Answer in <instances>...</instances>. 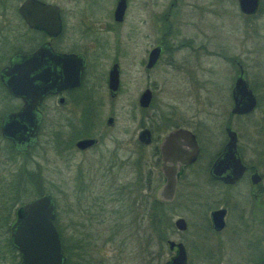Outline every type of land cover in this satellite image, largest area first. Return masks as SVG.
Wrapping results in <instances>:
<instances>
[{
  "label": "flooded vegetation",
  "instance_id": "1",
  "mask_svg": "<svg viewBox=\"0 0 264 264\" xmlns=\"http://www.w3.org/2000/svg\"><path fill=\"white\" fill-rule=\"evenodd\" d=\"M141 2L140 12H135L139 16H133L131 8L138 4L137 0H0V100H13L15 104L11 109L3 107L0 135L3 137L1 125L6 114L20 110L25 105V97H29L24 92L12 94L6 87L1 75L3 68L11 62L17 65V73L27 70L29 76L46 77L50 87L37 105V136L21 140L23 145L20 147H16L9 139L19 153H24L39 140L47 104L52 109L63 110L65 125L75 126V132L84 122L89 121L88 116L94 109L113 107L124 89V70L127 65L134 68L130 71L134 81L138 73L144 77L156 69L164 61V57L175 63L189 61L191 65L187 73L190 74L192 90L212 96L214 93H221L223 87L218 83V76L212 74L211 78L203 79L198 73V69L204 67L197 64V61L208 54L215 55L222 65L229 68L226 89L228 97L223 95L220 100L221 117L216 123H212L208 117L198 119L196 113V119L186 123L175 103H168L172 106V111L162 112L158 120L142 115L136 125H132L133 114L129 117L130 123L119 125L112 112L102 119V110L98 119H93L90 123V130L72 137L64 135L67 165L72 163L70 155L80 153L77 178L82 183V188L79 187L77 192L78 199L83 198L91 188L90 173L94 172L97 182L93 202L99 207L101 214L105 210L104 206H113L118 202L126 204L123 206H127V212L135 203L149 205L153 198L161 202H173L178 196L180 186L187 184L191 188L194 184L192 192L196 202L192 201L193 204H206L213 196V191L219 189L222 204L210 209L208 214L209 226L214 232L220 233L230 227L241 231L245 226L249 236L264 237V59L255 55L249 61L250 55L246 52L256 49L247 47L245 43L249 36L248 30L256 32L255 22L242 24L239 53L229 55L222 47L217 51H209L212 32L209 31L206 18L212 12L211 1L205 3L206 14L199 20L198 14L193 11L202 6L197 0ZM260 6L261 0L256 11H240L245 19L253 18L257 16ZM7 45H10L9 49H6ZM157 46L160 47L159 55L153 64H149L150 53ZM185 47L190 52L179 54ZM3 51L4 59L1 58ZM113 69L118 74V86L115 90L110 87ZM74 75L77 76L76 79L73 78ZM239 77L245 80L246 89L251 91L254 99V104L249 109L242 110L249 104L251 96L241 86L236 87ZM35 82L42 81L38 79ZM19 85L17 88L20 90V79ZM216 86L217 92L214 90ZM146 89H150L151 99L144 106L141 95ZM152 99L153 90L146 85L136 98L122 104L132 110L137 106L144 110L150 106ZM206 101L199 97L196 108L200 111L207 110L203 108L204 104L207 105ZM24 119L20 120L29 123ZM118 126H121L127 137L114 134ZM177 128L190 130L195 135L198 149L192 161L176 163V189L173 198L167 200L157 196L158 188L165 182L162 166L168 156L175 160L176 150L181 145L189 147L184 136L167 144V134ZM212 129L216 132L210 133ZM144 131L146 133L141 134ZM76 135L78 136L75 137ZM233 136L235 144L231 148L230 141ZM85 137L93 138L94 141L80 147L77 141ZM122 140H125V145ZM230 148L243 164L241 170L233 159L224 158ZM92 159L96 161L94 165H84L87 160L93 162ZM220 159L222 160L219 161ZM166 164L172 163L167 161ZM157 165L158 179L162 181L157 184L155 196H152L151 190L156 184H151V173H154L153 168ZM123 168L126 170L124 176ZM69 205L68 200L67 207ZM19 206L15 210L14 220L17 218ZM219 207L225 209V222L221 229H216L211 212ZM68 210L70 211V207ZM109 211L113 213L112 207ZM66 226L67 229L71 226L69 220ZM65 238L68 239L66 236ZM254 244L256 245V241ZM169 249L174 253L166 261L176 253V246ZM260 250V256L254 258L251 264H260L264 246ZM64 254V264H73L68 260L69 250H64Z\"/></svg>",
  "mask_w": 264,
  "mask_h": 264
},
{
  "label": "rangeland",
  "instance_id": "2",
  "mask_svg": "<svg viewBox=\"0 0 264 264\" xmlns=\"http://www.w3.org/2000/svg\"><path fill=\"white\" fill-rule=\"evenodd\" d=\"M137 1L138 4L135 5L139 7L134 5L131 8L133 16H137L138 13L135 12L141 10L142 2L141 0ZM210 1L212 12L207 14L206 18L209 23V31L212 32V44L209 45V51H217L222 47L227 54L237 55L240 50L242 24L255 22L256 32L254 30L255 33H253L249 29V36L245 43L247 47H254L256 50L247 51L246 54L250 55L249 61L255 55L264 59V0H261L257 16L246 19L239 9L237 0H197L199 5L204 6L203 8L199 6L197 9L191 8L198 14V20L205 16V3H210ZM9 48L10 45H7L6 49ZM189 52V48L185 47L179 51V54H188ZM175 53L177 54V52ZM1 58L4 59V51ZM163 59L164 61L148 75L143 77L138 73L134 81L132 72H130L134 68L131 65L125 66L124 89L118 96L115 105L107 106L104 110L103 108L94 109L93 113L88 116L89 121L84 122L76 132L73 131L75 126L65 125L63 110L52 109L47 104L39 140L27 152H12L9 141L0 135V264H16L17 258L15 259L13 254H2L3 243L9 236L16 208L19 204L40 195L41 192L51 193L54 196L56 202L55 221L57 220L56 222L60 224L62 237L68 238H65L64 241L66 240L65 243L68 244L70 261L73 264H164L168 257L174 253L169 249L168 238L184 243L187 250V264H251L254 258L257 259L260 256L259 251L264 246V237L249 236L245 226L241 231L230 227L220 233L214 232L209 226L210 209L222 204V199L218 194L219 189L213 191V196L208 199L206 204H193L192 201L196 202L192 192L195 185H191V188L187 184L180 186L176 200L173 202L159 201L161 203L157 210V217L159 220L161 219L159 230H153L151 227L150 204L145 207L135 203L127 212V206H123L126 204L118 202L113 206H104L105 210L101 214L98 211L99 207L93 202L97 182L94 172L90 173L92 181L91 188L86 192L87 195L85 193L83 198L78 199L77 192L79 187L82 188V183L77 178L79 176L77 165L81 155L78 152L70 155L72 163L67 165L64 135L68 134L69 137H72V135L90 130V123L93 119H98L102 110V119L112 112L119 125L130 123L131 114L134 115L132 125L138 124V119L142 115L146 118L155 117L158 120L161 118L162 112L172 111V106L168 103H175L178 106L182 120H186V123L196 119V116L198 119L208 117L212 123H216L220 119L222 111L220 100L223 95L228 97L226 89L229 82L227 71L229 68L222 65L215 55L208 54L197 61V64L200 63L204 67L198 69L199 76L203 79L211 78L212 74L218 76V83L223 87L222 92L224 93H214L215 95L212 96L205 92L196 93L192 90L190 74L187 73L191 62L175 63L167 61L168 57ZM126 63L127 61H125ZM211 68L212 70H210ZM146 85L153 90V99L147 109L142 110L137 106L135 110H132L129 109V106L122 104H127L133 97L136 98ZM214 90L217 92V86L214 87ZM199 97L207 100L205 102L207 105H203V108L207 110L200 111L196 108V101ZM14 105L13 100H3L2 98L0 100V116L4 108L11 109ZM215 132V129L210 131V133ZM114 134L127 137L122 132L121 126L117 127ZM122 144L125 145V140H122ZM13 156L16 158L13 159ZM92 160L93 162L87 160L84 165H94L96 161ZM158 165L153 168L154 173H151V178L153 177L151 184L152 186L156 184L155 187H152V196H155L157 184L162 181V179H158ZM20 166L24 168L21 171L24 176L19 172ZM122 170L124 172L122 176L126 175L125 168ZM17 190H19L18 193ZM67 191H69L68 195H66ZM16 194L22 200L16 201L11 206L14 202L12 197ZM68 200L70 201L68 206L70 211L67 207ZM110 207H112L113 213L109 211ZM3 216L4 219H2ZM179 216L184 217L187 221L185 230H178L174 224L175 219ZM9 217L11 220L7 225L4 220ZM68 220L71 226L67 229ZM257 242L259 243L257 244Z\"/></svg>",
  "mask_w": 264,
  "mask_h": 264
},
{
  "label": "water",
  "instance_id": "3",
  "mask_svg": "<svg viewBox=\"0 0 264 264\" xmlns=\"http://www.w3.org/2000/svg\"><path fill=\"white\" fill-rule=\"evenodd\" d=\"M241 11L251 13L256 11L260 0H237ZM120 14V13H119ZM160 47H154L150 53V63L153 64L159 55ZM35 55V54H34ZM17 65L11 62L3 68L2 79L12 94L27 93L25 96V105L18 111H10L6 114L5 120L1 125L2 135L13 141L16 147L23 145L21 140H29L37 136L38 130V108L37 105L42 98V95L49 90V84L46 77L41 75L29 76V72L16 71ZM46 68V67H43ZM46 69H44L45 71ZM74 79L77 76L74 75ZM19 79L21 80V89L19 90ZM41 80V83L35 80ZM118 86V74L115 69L111 71L110 87L115 90ZM244 89L246 93L251 96L248 105L242 108L249 109L254 104L250 90L246 89V82L242 77H239L236 87ZM151 99L150 89H146L141 95V103L147 106ZM29 100V101H28ZM240 110V109H239ZM29 123L22 122L23 119ZM147 131V130H145ZM142 132L144 134L146 132ZM184 136L187 138L188 148L180 146L176 150L177 156L174 159L166 158L162 166L165 175V182L158 188L157 196L162 199L170 200L174 196L177 182V166L176 163H187L195 159L197 154V141L195 135L188 129L177 128L169 132L166 136L168 142L175 140L177 137ZM93 138L85 137L77 141L80 147L91 144ZM235 137H231L230 146L234 147ZM226 152L224 158L230 157L236 163L239 169L243 168L239 157H237L232 149ZM172 154V153H170ZM220 159L219 161H221ZM170 161L172 164H166ZM225 209L219 207L212 210L211 218L213 226L216 229H221L224 226ZM56 219V202L51 193H44L35 196L23 202L18 209L17 218L10 226L9 239L13 246L17 249L21 264H64L65 254L61 240L60 232L55 224ZM178 229H185L187 221L184 217L179 216L174 221ZM168 246L173 248L176 246V253L166 261L165 264H185L187 261V253L182 241H175L173 239L167 240ZM260 264H264V253L260 259Z\"/></svg>",
  "mask_w": 264,
  "mask_h": 264
},
{
  "label": "trees",
  "instance_id": "4",
  "mask_svg": "<svg viewBox=\"0 0 264 264\" xmlns=\"http://www.w3.org/2000/svg\"><path fill=\"white\" fill-rule=\"evenodd\" d=\"M4 138L9 141L11 151L12 152H15V153H19V151L16 149V147L13 145V143L8 138H6V137H4ZM15 158H16V156H13V159H15ZM23 170H24V168H22V166H20L19 172H21ZM28 173L32 174L30 171H28ZM22 175L24 176L23 173H22ZM19 179H20V177H19ZM20 180L22 181V179H20ZM18 191L19 190H17V193H18ZM42 193H44V192H41V194ZM12 199L14 200V202H12L11 206L14 205L16 201H18V200L21 201L22 200L21 197L18 194H16L14 197H12ZM159 206H161V203L159 202V200H157V199L151 200V203H150V211H149V220H150V223L152 225L151 227L153 228V230H159L160 229V226H161V219L159 220V218L157 217V210H158ZM9 216H11V215H9ZM157 218H158V220H157ZM2 219H4V216H3ZM6 220H4V221L7 222L6 224L8 225V223H9V221L11 219L9 217ZM56 223H57V226H58V229H59V232L61 234L62 241H63V249L65 251H68V246H67V244L64 241L65 238L62 237V231H61L62 229L60 227V224L58 222H56ZM1 252H2V254L3 253L8 254V255L9 254H13L12 256H14L15 259L17 258L16 261H15V263L16 264H21V260H20L19 253H18L17 249L13 246V244L10 242L9 236L6 237L5 242L3 243V250ZM68 260L70 261V259H68Z\"/></svg>",
  "mask_w": 264,
  "mask_h": 264
}]
</instances>
